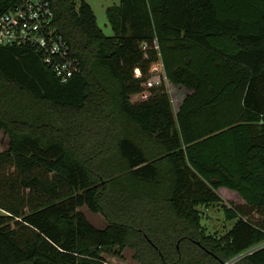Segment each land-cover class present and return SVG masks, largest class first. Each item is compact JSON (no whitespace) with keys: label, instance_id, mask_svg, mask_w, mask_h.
<instances>
[{"label":"trees","instance_id":"16d2710c","mask_svg":"<svg viewBox=\"0 0 264 264\" xmlns=\"http://www.w3.org/2000/svg\"><path fill=\"white\" fill-rule=\"evenodd\" d=\"M47 1L78 70L61 83L33 49L0 46V264L125 249L138 264H222L262 243L264 0H119L112 36L86 1ZM19 2L0 0V16ZM166 82L190 92L176 113ZM220 188L244 203L223 206L235 223L216 237L199 208ZM233 264H264V247Z\"/></svg>","mask_w":264,"mask_h":264},{"label":"built area","instance_id":"2783aa9c","mask_svg":"<svg viewBox=\"0 0 264 264\" xmlns=\"http://www.w3.org/2000/svg\"><path fill=\"white\" fill-rule=\"evenodd\" d=\"M0 46L33 49L61 83L67 82L78 70L77 61L70 57L67 41L53 27V13L47 0H20L17 5L1 15ZM157 66L159 69L154 67L153 72L161 70V64ZM147 86L151 87V81H148ZM147 96L148 93L144 92L132 96L131 100L140 102ZM262 247L264 241L252 250L222 264H233L242 256Z\"/></svg>","mask_w":264,"mask_h":264},{"label":"rangeland","instance_id":"374dc122","mask_svg":"<svg viewBox=\"0 0 264 264\" xmlns=\"http://www.w3.org/2000/svg\"><path fill=\"white\" fill-rule=\"evenodd\" d=\"M86 1L90 2V4L92 5L91 8L96 16L97 25L102 30L103 34L106 36H112L113 30L110 24L108 23L106 9L109 6H113V5L117 6L119 4V0H86ZM155 67L159 69L157 65ZM166 91L171 101L173 112L176 113L185 95L190 92H188L184 88L172 86L168 82H166ZM131 102L136 103L139 101L131 100ZM0 142H1L0 151H2L7 147L6 145L7 137L3 136V133L1 131H0ZM216 193L221 199L220 202L214 203L208 207L199 208L202 215L201 226L204 231V234L212 235L216 237H222L230 231V229L233 227L235 223V221H227L225 219L223 213V206L241 205L244 202L236 192L225 188L218 189ZM81 211L85 214L88 221L93 226L97 228H103L106 225L104 218L100 214H93L88 210H86L85 208H82ZM15 221H18V219H15ZM21 225H16L13 221L11 227L18 228V226ZM29 237H30V232L28 230H23L20 232L19 235L20 239H26ZM132 254L133 251L131 249H125L120 257L112 254H104L103 264H138L132 260Z\"/></svg>","mask_w":264,"mask_h":264},{"label":"crops","instance_id":"0c3cea01","mask_svg":"<svg viewBox=\"0 0 264 264\" xmlns=\"http://www.w3.org/2000/svg\"><path fill=\"white\" fill-rule=\"evenodd\" d=\"M86 1V0H85ZM87 2V1H86ZM91 7H92V5L90 4V2H87Z\"/></svg>","mask_w":264,"mask_h":264}]
</instances>
